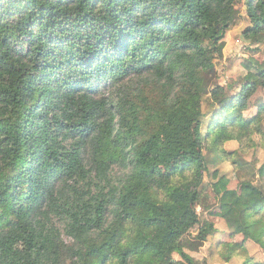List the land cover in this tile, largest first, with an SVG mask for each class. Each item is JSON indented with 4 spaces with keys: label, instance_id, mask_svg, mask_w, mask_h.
I'll list each match as a JSON object with an SVG mask.
<instances>
[{
    "label": "trees",
    "instance_id": "1",
    "mask_svg": "<svg viewBox=\"0 0 264 264\" xmlns=\"http://www.w3.org/2000/svg\"><path fill=\"white\" fill-rule=\"evenodd\" d=\"M237 2L0 0V264H199L205 147L264 113L243 116L264 64L223 105L232 87H208ZM246 4L254 40L264 0ZM213 176L232 235L264 248V164L238 191Z\"/></svg>",
    "mask_w": 264,
    "mask_h": 264
},
{
    "label": "rangeland",
    "instance_id": "2",
    "mask_svg": "<svg viewBox=\"0 0 264 264\" xmlns=\"http://www.w3.org/2000/svg\"><path fill=\"white\" fill-rule=\"evenodd\" d=\"M246 1L237 2L238 18L226 35L224 55L216 62V69L209 78V90L218 86L232 87L231 91L226 92L222 105L229 102L231 96L246 83L249 71L245 67L246 63L257 66L264 64V34L254 40H245L242 36L243 31L250 25ZM252 70H255L254 66ZM261 104H264V87L251 97L243 116L247 119L256 116ZM204 110L206 116L203 128L206 134L213 113L207 106ZM230 134L232 139L227 141L213 143L211 138L204 150L209 162V172L204 179L203 200L197 209L202 224L213 222L217 228L216 232L197 250L187 249V252L195 257L199 264H264V248L251 239L244 242L242 234L232 235V230L220 216L222 211L232 205L233 200L217 195L213 189V184L217 181L213 176L215 172H218L219 176L225 175L229 178V191H238L242 179L251 176L255 169L264 164V113L259 126L256 125L251 130L231 129ZM255 180L264 187V181L259 176ZM198 230V227L193 230L192 236L189 237L191 240H194L192 238ZM231 244H240L241 250L234 251L229 247ZM175 256L179 258L178 255Z\"/></svg>",
    "mask_w": 264,
    "mask_h": 264
}]
</instances>
